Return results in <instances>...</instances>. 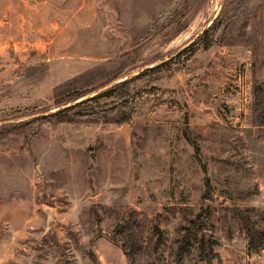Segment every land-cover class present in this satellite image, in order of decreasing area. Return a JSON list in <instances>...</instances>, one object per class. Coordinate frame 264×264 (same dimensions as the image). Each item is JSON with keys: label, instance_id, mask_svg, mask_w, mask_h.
Listing matches in <instances>:
<instances>
[{"label": "rangeland", "instance_id": "374dc122", "mask_svg": "<svg viewBox=\"0 0 264 264\" xmlns=\"http://www.w3.org/2000/svg\"><path fill=\"white\" fill-rule=\"evenodd\" d=\"M245 218L264 0H0V264H264Z\"/></svg>", "mask_w": 264, "mask_h": 264}, {"label": "trees", "instance_id": "16d2710c", "mask_svg": "<svg viewBox=\"0 0 264 264\" xmlns=\"http://www.w3.org/2000/svg\"><path fill=\"white\" fill-rule=\"evenodd\" d=\"M87 98H90V97H87ZM87 98H85V99H87ZM85 99H81V100H79L77 102L71 103L69 105H65V106H63L61 108H58L57 110H55L53 112H50L49 115H54L55 116V115L61 114L63 111L71 109L75 104H77V103H79L81 101H85ZM64 119H65L64 117H59L58 118V120H64ZM244 220H246V231H247V234L249 236V246L253 250L258 251L262 247V243L264 241V229H259V228L255 227L253 223H250L249 219L245 218ZM205 224H207V223H205ZM207 227L211 228L210 225H207ZM204 245L205 244H204V241H203L202 249L206 250V248H207L208 258L210 260L214 256V253L212 252V249L210 248L211 245H209L208 247H206ZM123 251L126 252L124 249H123Z\"/></svg>", "mask_w": 264, "mask_h": 264}]
</instances>
